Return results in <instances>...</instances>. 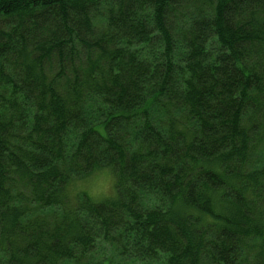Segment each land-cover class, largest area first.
Instances as JSON below:
<instances>
[{"label": "trees", "instance_id": "1", "mask_svg": "<svg viewBox=\"0 0 264 264\" xmlns=\"http://www.w3.org/2000/svg\"><path fill=\"white\" fill-rule=\"evenodd\" d=\"M128 254L264 264V0H0V264Z\"/></svg>", "mask_w": 264, "mask_h": 264}, {"label": "rangeland", "instance_id": "2", "mask_svg": "<svg viewBox=\"0 0 264 264\" xmlns=\"http://www.w3.org/2000/svg\"><path fill=\"white\" fill-rule=\"evenodd\" d=\"M113 182H114L113 177L112 175H110V172H108L107 169H104L101 172L96 173L90 176L89 178L85 179L83 182L78 183L77 186L80 187V190L83 189V191L89 193V195L92 196L93 198L97 200H101L106 198H112V196H114L115 190H114ZM71 195L73 197L76 196V193H74V189L71 190ZM130 259H131V255L128 254L127 257H124L122 259H116L114 263L130 264L128 262L130 261ZM137 264H144V263L138 262ZM153 264H159V262Z\"/></svg>", "mask_w": 264, "mask_h": 264}]
</instances>
